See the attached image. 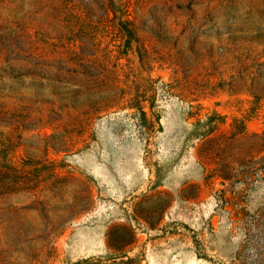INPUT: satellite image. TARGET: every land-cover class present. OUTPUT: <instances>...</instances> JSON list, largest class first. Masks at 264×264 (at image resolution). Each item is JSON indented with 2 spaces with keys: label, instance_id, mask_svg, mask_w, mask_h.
<instances>
[{
  "label": "rangeland",
  "instance_id": "rangeland-1",
  "mask_svg": "<svg viewBox=\"0 0 264 264\" xmlns=\"http://www.w3.org/2000/svg\"><path fill=\"white\" fill-rule=\"evenodd\" d=\"M263 144L264 0H0V264L264 261Z\"/></svg>",
  "mask_w": 264,
  "mask_h": 264
},
{
  "label": "trees",
  "instance_id": "trees-1",
  "mask_svg": "<svg viewBox=\"0 0 264 264\" xmlns=\"http://www.w3.org/2000/svg\"><path fill=\"white\" fill-rule=\"evenodd\" d=\"M264 145V144H263ZM223 170H219V177L224 183L229 182L230 178L228 174H224ZM123 229L128 232V237L122 238L118 236V230ZM135 241V233L129 227H112L109 231V247L114 251H119L125 246L131 245ZM124 264H135L133 260H128ZM251 264H264V261L257 259Z\"/></svg>",
  "mask_w": 264,
  "mask_h": 264
}]
</instances>
